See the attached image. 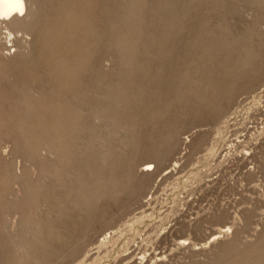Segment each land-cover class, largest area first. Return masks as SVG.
Instances as JSON below:
<instances>
[{
  "label": "rangeland",
  "instance_id": "obj_1",
  "mask_svg": "<svg viewBox=\"0 0 264 264\" xmlns=\"http://www.w3.org/2000/svg\"><path fill=\"white\" fill-rule=\"evenodd\" d=\"M31 1L0 264H264V0Z\"/></svg>",
  "mask_w": 264,
  "mask_h": 264
},
{
  "label": "bare ground",
  "instance_id": "obj_2",
  "mask_svg": "<svg viewBox=\"0 0 264 264\" xmlns=\"http://www.w3.org/2000/svg\"><path fill=\"white\" fill-rule=\"evenodd\" d=\"M30 1L31 0H0V30L4 29L8 37L12 36L11 39L10 38L8 39L11 42L19 41L18 40L19 37L18 38L16 37L18 33H21L22 35L29 34L30 16L32 15V10L30 6V3L32 1L31 2ZM12 45L14 44H11V46ZM5 46L6 45L4 42H0V55L1 56H4L3 50L6 49ZM31 108H32V105L30 106V109ZM151 165H152L151 162H146V163L144 162L143 170L149 171L147 167ZM106 237L108 238V236Z\"/></svg>",
  "mask_w": 264,
  "mask_h": 264
}]
</instances>
